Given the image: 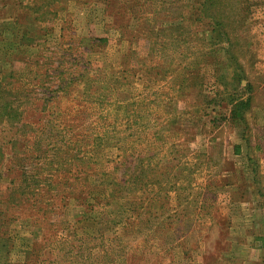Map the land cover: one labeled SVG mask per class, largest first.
Wrapping results in <instances>:
<instances>
[{
    "label": "rangeland",
    "instance_id": "rangeland-1",
    "mask_svg": "<svg viewBox=\"0 0 264 264\" xmlns=\"http://www.w3.org/2000/svg\"><path fill=\"white\" fill-rule=\"evenodd\" d=\"M134 4L0 0V264H264V0Z\"/></svg>",
    "mask_w": 264,
    "mask_h": 264
},
{
    "label": "trees",
    "instance_id": "trees-1",
    "mask_svg": "<svg viewBox=\"0 0 264 264\" xmlns=\"http://www.w3.org/2000/svg\"><path fill=\"white\" fill-rule=\"evenodd\" d=\"M100 1H102V3L105 5L104 6V8H112V7H114L115 5H116V3H122V4H124L125 5V7H126V9H129V10H131L133 7H134V2H135V0H130V3H126L125 2V0H100ZM137 1V0H136ZM201 4H206V0H201ZM38 10V9H37ZM107 14V13H106ZM211 14V13H210ZM209 14V19L210 20H212V19H214V16L211 14L210 15ZM42 14H38V16H37V18H39V17H41L42 18ZM40 19V18H39ZM138 20V18L136 19V21ZM137 26H139V22L137 21V24H136ZM0 93H1V89H0ZM1 98V97H0ZM237 105H239V106H242V102H239ZM236 106V105H235ZM11 106L9 105V104H3V103H1V101H0V111H7V108H10ZM12 108L14 109V110H8V112H10V114L8 115L9 117H14V113L17 111V112H19V109H18V107H13L12 106ZM237 108H239V107H237ZM12 114V115H11ZM235 116V115H234ZM5 118H0V125H2V122H3V120H4ZM8 121H12V119H7Z\"/></svg>",
    "mask_w": 264,
    "mask_h": 264
}]
</instances>
